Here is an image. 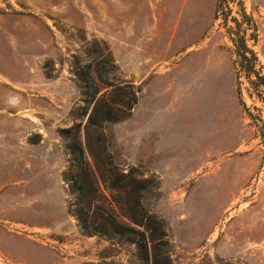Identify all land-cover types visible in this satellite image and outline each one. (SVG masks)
<instances>
[{"label": "rangeland", "instance_id": "374dc122", "mask_svg": "<svg viewBox=\"0 0 264 264\" xmlns=\"http://www.w3.org/2000/svg\"><path fill=\"white\" fill-rule=\"evenodd\" d=\"M242 1L264 72V0ZM239 2L216 18V0H0V264H142L133 242L88 234L69 210L73 135L93 169L108 155L131 172L125 191L100 190L128 222L118 206L141 186L171 264H264V138L226 30ZM94 41L136 93L103 128L88 126L73 63H91Z\"/></svg>", "mask_w": 264, "mask_h": 264}, {"label": "trees", "instance_id": "16d2710c", "mask_svg": "<svg viewBox=\"0 0 264 264\" xmlns=\"http://www.w3.org/2000/svg\"><path fill=\"white\" fill-rule=\"evenodd\" d=\"M228 2L229 0H216V18L221 7ZM238 14L239 18H233L234 25L226 26V30L236 56L240 104L264 138V72L254 49L258 29L252 17L247 14L242 0L239 2ZM86 53L92 56L91 63L81 65L79 58L74 57V69L80 81L81 95L86 102L92 103L88 126L103 128L104 125L120 121L130 114L136 103V93L128 84L120 85L116 81V66L110 49L103 41L90 43ZM244 83L247 84L245 87L242 86ZM100 85L108 91L99 95ZM243 89L249 97L261 104L260 107L254 106L258 112L252 113L246 106L242 99ZM70 149L71 157L64 178L70 195L69 210L76 217L80 228L88 234L133 242L142 264L150 261L151 264H171L164 224L141 201V186H137L134 193L127 192L121 206H118L128 222L119 218V214L111 208L100 190L99 180L108 182L112 189L125 191L134 182L131 172L118 174L117 166L108 155L104 157L106 170L93 169L85 158L76 135L71 137ZM102 150L104 152V148Z\"/></svg>", "mask_w": 264, "mask_h": 264}]
</instances>
